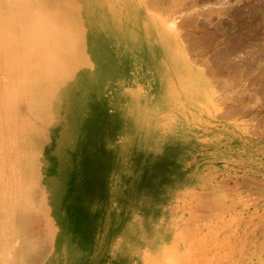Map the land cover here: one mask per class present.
Segmentation results:
<instances>
[{"label": "rangeland", "instance_id": "rangeland-1", "mask_svg": "<svg viewBox=\"0 0 264 264\" xmlns=\"http://www.w3.org/2000/svg\"><path fill=\"white\" fill-rule=\"evenodd\" d=\"M0 100V264H264V0H0Z\"/></svg>", "mask_w": 264, "mask_h": 264}, {"label": "bare ground", "instance_id": "bare-ground-1", "mask_svg": "<svg viewBox=\"0 0 264 264\" xmlns=\"http://www.w3.org/2000/svg\"><path fill=\"white\" fill-rule=\"evenodd\" d=\"M0 101H2V100H0ZM0 238H2V237H0ZM1 248V247H0ZM219 258V257H218Z\"/></svg>", "mask_w": 264, "mask_h": 264}]
</instances>
